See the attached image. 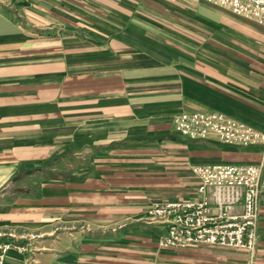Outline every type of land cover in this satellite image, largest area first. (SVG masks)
<instances>
[{"label":"crops","instance_id":"obj_1","mask_svg":"<svg viewBox=\"0 0 264 264\" xmlns=\"http://www.w3.org/2000/svg\"><path fill=\"white\" fill-rule=\"evenodd\" d=\"M181 113L264 132V26L206 0L3 1L0 241L26 248L6 264H247L162 247L149 222L152 204L212 199L194 165L264 163L262 145L180 134Z\"/></svg>","mask_w":264,"mask_h":264},{"label":"built area","instance_id":"obj_2","mask_svg":"<svg viewBox=\"0 0 264 264\" xmlns=\"http://www.w3.org/2000/svg\"><path fill=\"white\" fill-rule=\"evenodd\" d=\"M206 1L264 26V0ZM174 126L177 132L192 138H206L214 133L225 144L264 146V133L220 113H181ZM192 170L200 180L198 192L211 190L212 199L152 204L148 209L149 222L167 226L160 245L186 248L196 244L244 250L249 254L247 264H254L259 210L264 200V163L194 165ZM14 247L8 241L0 242V264H5L7 253ZM19 250L25 252L26 248L21 246Z\"/></svg>","mask_w":264,"mask_h":264},{"label":"rangeland","instance_id":"obj_3","mask_svg":"<svg viewBox=\"0 0 264 264\" xmlns=\"http://www.w3.org/2000/svg\"><path fill=\"white\" fill-rule=\"evenodd\" d=\"M3 1H5V0H0V4L1 3H3ZM251 127V126H250ZM252 128V127H251ZM254 129V128H253ZM257 131V130H256ZM260 132V131H259ZM262 133H264V132H262ZM211 134H214V133H210V135ZM209 134H208V136L207 137H209L210 136ZM216 135V134H215ZM240 146H242V145H240ZM260 164V163H259ZM263 174H264V172H263ZM262 181H263V175H262ZM264 182V181H263ZM1 242V241H0ZM8 242H10V243H12L11 241H8ZM13 244V243H12ZM24 247V246H23ZM14 248H16L19 252H20V250H19V248H21V246L20 247H17V246H15ZM13 249V248H12ZM12 249L7 253V255H6V260H5V264H6V261H7V257H8V255H9V253L12 251ZM25 252H26V250H25Z\"/></svg>","mask_w":264,"mask_h":264}]
</instances>
